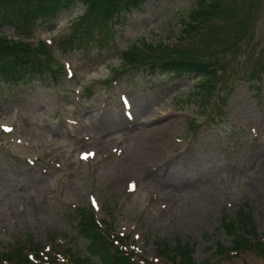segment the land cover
Segmentation results:
<instances>
[{
    "label": "rangeland",
    "instance_id": "obj_1",
    "mask_svg": "<svg viewBox=\"0 0 264 264\" xmlns=\"http://www.w3.org/2000/svg\"><path fill=\"white\" fill-rule=\"evenodd\" d=\"M0 2L13 22L0 17V35L55 44L39 50L53 75L0 88V251L53 245L97 264L76 226L92 206L143 264H191L156 254L176 243L194 264H264V0H218L189 28L197 0H146L104 24L84 22L90 11L76 4L29 26L23 0ZM222 40L237 49L198 57L217 64L211 89L197 75L150 74L159 47L217 52ZM141 42L155 49L121 67ZM239 210L255 235L233 253L220 226Z\"/></svg>",
    "mask_w": 264,
    "mask_h": 264
},
{
    "label": "trees",
    "instance_id": "obj_2",
    "mask_svg": "<svg viewBox=\"0 0 264 264\" xmlns=\"http://www.w3.org/2000/svg\"><path fill=\"white\" fill-rule=\"evenodd\" d=\"M6 0H3V2ZM146 0H23L25 10L23 12L24 22L27 26L31 25L32 21L37 20L46 21L52 20L56 15L62 11L69 9L76 4H82L89 15L83 17V21L92 23L99 20L102 24L109 19L112 14H117L123 9L131 7L141 8ZM199 1L196 10H192L187 14L189 24H185V28L193 27L194 25H204L217 10L218 0H197ZM207 10V12H204ZM22 15V14H21ZM92 16L91 18H89ZM0 17L3 18V23H13L11 20L5 19L7 14L5 7L0 2ZM17 26V25H16ZM83 42V36L79 40ZM45 44V43H44ZM44 44L39 45L37 48H32L30 44L25 42L22 38H9L0 35V88L2 83H17L27 82L35 79H45V75L49 72L53 75L55 71L52 69V64L49 60L43 57L40 49L44 48ZM46 45V44H45ZM64 41L58 43V47L64 48ZM46 45L47 48H53ZM238 44L231 41L222 40L220 42V49L215 52L213 49L207 51H200L198 53L191 52H174L170 48H152L144 43L137 45L131 44L125 51L119 54L121 67L133 68L134 63L144 54L143 52L153 51L155 55L152 57L150 64V74L158 72L159 74H177L182 75H197L202 79L201 86L206 89H211L216 80V75L219 71L217 64L210 61H203L200 58L203 56H210L223 52H232L237 49ZM200 57V58H198ZM261 71L264 72V67L261 66ZM79 219L77 227L80 234L88 241L89 253L96 256L99 260L97 264H135L133 254L130 255L126 252L119 250L113 246L112 241L109 240L108 232L102 230L96 222L92 210L83 208L77 211ZM221 228L232 237V247L228 250L238 252L247 248L249 244L247 237L255 235V229L252 218L249 213L239 210L233 219L228 220L223 217L221 221ZM112 246L114 248H112ZM219 251L226 248L217 245ZM112 250V253L109 251ZM77 257V264H92L87 262L88 259L81 258L79 253H74ZM66 263L58 264H75L73 256L70 253H65ZM160 256H165L167 259L174 260L177 256H182L184 261L194 264L192 259L193 248L188 245H181L177 243L173 248L166 247L165 252L163 249L159 251ZM35 256L38 258L37 253ZM0 264H33L28 260L26 255H23L21 249L7 250L0 252ZM41 264V263H39ZM96 264V263H93Z\"/></svg>",
    "mask_w": 264,
    "mask_h": 264
},
{
    "label": "bare ground",
    "instance_id": "obj_3",
    "mask_svg": "<svg viewBox=\"0 0 264 264\" xmlns=\"http://www.w3.org/2000/svg\"><path fill=\"white\" fill-rule=\"evenodd\" d=\"M132 127H137V126L135 125V126H132Z\"/></svg>",
    "mask_w": 264,
    "mask_h": 264
}]
</instances>
